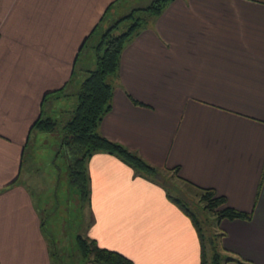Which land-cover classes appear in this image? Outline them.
Returning <instances> with one entry per match:
<instances>
[{
  "label": "crops",
  "instance_id": "crops-1",
  "mask_svg": "<svg viewBox=\"0 0 264 264\" xmlns=\"http://www.w3.org/2000/svg\"><path fill=\"white\" fill-rule=\"evenodd\" d=\"M118 1L0 0V264H51L39 212L16 182L23 147L42 95L65 90ZM145 16L120 51L98 132L249 213L218 221L221 253L234 259L223 264H264V0H170ZM85 171L86 232L98 246L132 264H199L194 227L164 188L104 152Z\"/></svg>",
  "mask_w": 264,
  "mask_h": 264
},
{
  "label": "trees",
  "instance_id": "trees-1",
  "mask_svg": "<svg viewBox=\"0 0 264 264\" xmlns=\"http://www.w3.org/2000/svg\"><path fill=\"white\" fill-rule=\"evenodd\" d=\"M170 0H152L150 4L142 8L145 15L158 14ZM108 8V7H107ZM138 10V8L136 9ZM133 9L126 15L115 20L100 36L95 53V64L92 69L86 70L83 79L76 90V103L68 118L62 125L60 144L70 155L68 176L70 181L80 190L83 196L87 189V176L85 171L86 159L96 153L104 152L114 155L127 165L141 178L164 188L156 176L160 171L147 163L134 151L129 150L120 143L112 141L98 132V125L111 106L113 80L117 74L120 51L131 36L141 28L146 20L144 17H133ZM131 20L125 30L114 33V29L123 20ZM95 27L89 32L92 33ZM63 87L53 91H47L42 95L41 102L51 93L60 92ZM56 122L50 117L37 116L31 123L29 130L35 128L40 131L53 132ZM175 174L176 169H170ZM198 194L200 210L209 212L214 217L215 226L221 219H248L249 213L239 211L225 204L222 195H216L211 188L193 187ZM165 189V188H164ZM165 192L166 198L175 204L181 212L189 218L199 241V264H206L205 246L209 248V264H223L230 259L221 253L219 246V233L217 230L209 238L203 234L202 227L195 214L189 209L187 203L181 198L173 197ZM76 246L80 256L93 264H132V261L124 254L98 246L94 239L77 234ZM238 261V260H237Z\"/></svg>",
  "mask_w": 264,
  "mask_h": 264
},
{
  "label": "rangeland",
  "instance_id": "rangeland-1",
  "mask_svg": "<svg viewBox=\"0 0 264 264\" xmlns=\"http://www.w3.org/2000/svg\"><path fill=\"white\" fill-rule=\"evenodd\" d=\"M151 2L152 0H119L114 6V12L109 11L105 15L96 34L88 38L81 48L74 75L65 90L49 94L42 102L41 116L54 119L55 130L47 132L32 128L23 147L21 169L16 182L25 185L39 212L41 232L48 243L51 264H93L80 256L75 242L77 234L87 236L91 218L87 197L70 181L67 171L70 155L60 144L62 125L75 106V93L84 76L80 67L83 64L94 67L97 42L107 24L111 25L128 11L132 12V9L133 19L142 18L145 16L142 8ZM130 22V19L121 21L114 33L125 30ZM156 178L168 194L187 203L199 220L204 235L209 238L216 232L214 217L211 213L200 210L196 191L173 179L165 171H160ZM205 259L206 264H209L208 245L205 246Z\"/></svg>",
  "mask_w": 264,
  "mask_h": 264
}]
</instances>
